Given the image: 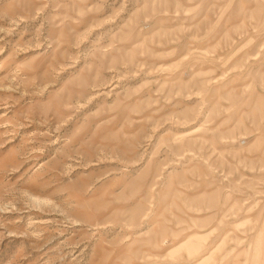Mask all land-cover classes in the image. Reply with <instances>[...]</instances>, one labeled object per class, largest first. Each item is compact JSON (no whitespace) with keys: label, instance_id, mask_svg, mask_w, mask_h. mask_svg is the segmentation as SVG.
<instances>
[{"label":"rangeland","instance_id":"rangeland-1","mask_svg":"<svg viewBox=\"0 0 264 264\" xmlns=\"http://www.w3.org/2000/svg\"><path fill=\"white\" fill-rule=\"evenodd\" d=\"M0 264H264V0H0Z\"/></svg>","mask_w":264,"mask_h":264}]
</instances>
